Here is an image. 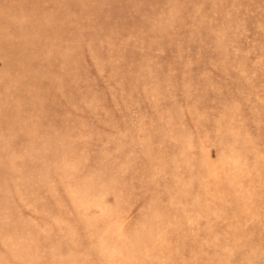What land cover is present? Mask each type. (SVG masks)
Instances as JSON below:
<instances>
[{
	"label": "rangeland",
	"instance_id": "1",
	"mask_svg": "<svg viewBox=\"0 0 264 264\" xmlns=\"http://www.w3.org/2000/svg\"><path fill=\"white\" fill-rule=\"evenodd\" d=\"M0 264H264V0H0Z\"/></svg>",
	"mask_w": 264,
	"mask_h": 264
}]
</instances>
